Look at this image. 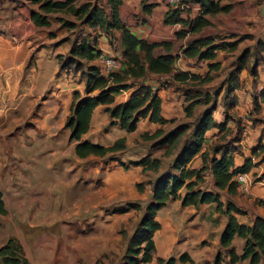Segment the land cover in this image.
Wrapping results in <instances>:
<instances>
[{"label": "crops", "instance_id": "obj_1", "mask_svg": "<svg viewBox=\"0 0 264 264\" xmlns=\"http://www.w3.org/2000/svg\"><path fill=\"white\" fill-rule=\"evenodd\" d=\"M146 3L153 4L152 9L148 13H145L143 10V0H124L120 12L123 24L135 36L149 43H168V48L160 46L156 53H170L180 56L175 65V73L185 71L204 76L205 71H209L211 61L187 58L183 55V48L192 39V36L178 38L177 32L182 28L181 25L164 23V17L169 10L168 2L165 0H146ZM181 17L185 20H193L197 17V14L194 10L187 9L181 13ZM30 23H32V28L33 26L36 27L31 18L29 20ZM7 26L9 33H5L7 39L14 42L13 39L16 38L12 50L9 51L8 48V52L2 53L0 51V194L5 202L6 210L10 209L9 200L19 203L24 199L27 191L32 192L38 189L36 188V182H32L34 176L30 171V169L33 170L35 168L36 163L31 165L29 169L30 175L25 171L28 167L23 166L26 163H31V161L25 158V155L30 152V148H34V151L40 152V154L42 151L53 153L55 160L48 161L44 169L51 170L64 166L66 170L64 173L59 174V176L68 175V170L69 168L72 169L73 165L71 163L68 164L69 162L63 158L68 154L73 155L75 153L77 142L71 140V131L64 126L67 116L71 113L74 93L79 92L82 97L98 94V91L87 92V81L83 77L81 78L79 74L68 73L66 70L60 68L59 56L63 55L66 49L70 48L72 50V46L71 44L69 47L68 45H62L63 43H60L61 39L57 33L55 35H47V38H43L41 33L35 34L30 30L14 32L13 35H10V29L12 30L13 28L15 30V27L11 26L12 28H10L9 21H7ZM204 30L198 36H209L204 34ZM116 33L115 38L112 39L110 35L102 32L98 39L100 47L97 48L98 50H102V54L116 55L122 61L123 58L121 56L123 57L124 48L119 32ZM218 39L217 36L216 43H223L222 41L224 40ZM230 39L233 38L231 37ZM41 41H43V44ZM64 41L67 40H63L62 42ZM231 42H234V40H231ZM74 43L75 41H73L72 45ZM226 48L227 46L225 45L223 49ZM23 49L24 57L20 60L18 59L19 53ZM219 51L214 62H220L221 64ZM12 56L14 57L13 63L7 62ZM96 59L93 61V64L96 63ZM121 61L117 70L124 67ZM202 62L208 67L207 70H205ZM98 66L101 74L105 75L101 65ZM220 70H222V66L219 70L213 71V75ZM163 77L168 79L166 82H171L172 76L157 74H151L146 79H130L128 82L133 85L116 93L113 103L110 105L101 104L94 109L90 129L83 135L82 139L103 146H112L116 140L125 138L127 148L124 151L116 153L127 154L129 156L128 159L133 162L139 161L147 155L154 156L152 151L141 156L128 154H130L129 149L137 140H141L140 138L143 134H153L159 129L166 130V127L172 124L162 125L152 122L149 117H146L138 122L135 131L128 132L121 128L119 124L109 127L115 119L106 111V108L126 102L140 85H146L150 86L161 98L162 115L164 118L176 121L183 120L186 117L185 107L187 105L185 90L183 89L180 92L182 84L177 81H172L174 82L173 84L160 85L159 79ZM240 79L241 87L235 91L238 97V104L232 110L233 117L228 122V127L234 129L235 132L237 131L238 120H241L242 125L245 126L244 135L240 142L242 152L235 154L234 162L235 166H241L246 158L253 157L255 166L248 173L252 181L245 188L239 186L238 192L234 195H230L227 191L223 190L220 192L224 203L232 201L241 210L240 213H235L238 221L242 224L253 225L257 217H264V205L262 204L264 202V149L258 150V154L253 155L255 146L260 142L264 145V97L260 95L264 88V63L258 67L257 76H253L248 70H244L241 73ZM223 88L225 89V85H223ZM257 101L261 105L260 109L256 106ZM217 108L213 117L217 122H222L225 119V107L220 108L217 104ZM23 123L30 128L13 127V125L17 126ZM219 136L218 128L209 130L206 133V142L202 152ZM142 150L140 148L136 152L141 153ZM176 153L171 154L169 158H174ZM90 157H93V155L87 158ZM158 158L163 159L164 157L160 156ZM202 165L203 160L200 153L189 164L191 168H200ZM136 166L141 167L140 165ZM204 178V186L201 189L218 190L214 185L213 174L210 170H207ZM63 181L65 180L58 181V184L65 189L66 184ZM52 190L49 189V191ZM180 190L179 192L183 196L186 188L183 187ZM172 201L173 199L168 201L167 205L157 214V220L160 222L161 228L154 236L156 251L152 261L145 264H163L159 262L160 258H168L172 252L178 250L181 251V255L187 253L196 264H207L202 258L203 255L212 257V255H218L219 252L224 251L226 253V257H223L225 264H231L227 249L221 246V235L227 226L228 217L218 212L216 204L205 203L198 207L194 205L183 206L182 199L179 197L176 201L177 203L173 206V209L177 207V209L175 208L176 211L170 214L169 210H165L170 206V202ZM11 209H16L18 213H22V209L19 211L18 207H12ZM18 213L16 214L17 216H19ZM189 214H191L190 217L188 216ZM2 219H4V216L0 214V220ZM191 220L193 221L190 224ZM56 221L57 219L54 222ZM179 221H186L185 227L182 228L180 226L179 228L178 226L176 228L175 223ZM43 223L51 225L52 222L48 220ZM69 223L67 228L70 234L75 233L72 227L73 221ZM192 226L197 227L198 231L191 233L189 228ZM178 233H181L180 236ZM15 235L24 240L21 236H18V233H9V235L4 237L0 235V246ZM184 235L187 239L182 238ZM74 239L77 246L74 244L73 251L75 249L84 251L85 246L91 248L89 243L86 244L83 241L81 242L82 245H79L81 239L77 238V236ZM206 241H208V244L205 243ZM232 246L235 248L237 254L241 255L244 250L245 239L238 235L235 236ZM89 248L86 249L89 250ZM97 251L98 254L96 253V255L99 256L102 252L98 248ZM199 254L202 256H199ZM83 255L84 252H82L81 256ZM59 262L60 264H64L58 260L57 263ZM179 262L180 264H191L189 261L182 262L180 257L176 260L175 264ZM241 264H249V260H243Z\"/></svg>", "mask_w": 264, "mask_h": 264}, {"label": "trees", "instance_id": "obj_2", "mask_svg": "<svg viewBox=\"0 0 264 264\" xmlns=\"http://www.w3.org/2000/svg\"><path fill=\"white\" fill-rule=\"evenodd\" d=\"M192 1L202 6L203 12L199 16L193 20H185L181 17L183 11L169 7L164 17V23L181 25L182 28L177 32L178 38L192 36L182 52L187 58L211 61L209 71L205 76L185 71L175 73V65L180 56L170 53H156L160 46L168 48V43H149L135 36L121 19L120 12L124 0H106L103 5L91 1L76 4L75 0H31L32 3L38 5V9H34L30 14L33 23L38 27L51 26L52 16L55 13L63 12L83 20V23L91 29L102 30L111 37L114 35L115 38V32L120 34L124 48L122 60L124 67L115 70L109 76L102 75L99 66L91 63L95 58L102 55V50L97 48L98 37L102 31H99L100 35L97 34V36L82 37L81 40L75 41L72 46L71 54L73 56L83 58L91 63L85 73L87 92L98 91L97 95L87 97H82L79 92L74 93L66 127L71 131V140L77 142L75 153L79 158H87L92 155L104 157L108 154L124 151L127 148L125 138L116 140L112 146H103L83 140L82 137L90 129L94 109L101 104L110 105L113 103L116 93L133 85L128 82L130 79H146L151 74H157L172 76L171 82H169L171 84L177 81L181 84L196 82L199 83L198 85H206L213 80L211 72L217 71L221 67L220 62H214L218 51L225 48V45L233 48L236 43L218 44L216 43L217 36L198 35L205 28L213 25L212 16L221 12H229L232 9V4L222 5L221 0ZM152 7L153 4H147L146 0H143L145 13L150 12ZM56 19L63 27L72 29L76 26V22L64 17H57ZM259 45L262 46L260 50L264 55V42H257V46ZM251 56L252 50L245 49L234 62L226 77L223 84L226 86L225 119L222 122H217L213 117L217 110V94L207 92L205 89L196 91L186 89L185 91L186 102L188 103L185 107L186 117H193L197 106L201 104L210 105L196 118L193 124L188 122L176 123V120L164 118L161 98L150 86L146 85H140L126 102L106 108V111L115 119L112 124H119L128 132L135 131L138 122L146 117H149L152 122L162 125L176 123L169 131L159 129L153 134L145 133L142 135L147 140L158 139L154 146H167L166 156L177 153L172 166L163 171L161 176L153 182L152 201L148 204L142 220L132 235L126 254L120 264H145L152 261L156 251L154 235L161 228L157 214L167 205L168 201L179 196L178 192L183 187L186 188L185 194L180 196L183 206L194 205L198 207L205 203H215L218 212L228 217L227 226L221 235V246L227 249L231 264H241V261L246 259L249 260V264H261L264 260V217H257L253 225L240 223L235 213H240L241 210L232 201L224 203L220 192L223 190L230 195L236 194L239 188L236 179L238 174H248L255 166L253 157L246 158L241 166H235L234 156L242 152L240 142L244 135L245 126L242 125L241 120H238L236 132L228 127V122L233 117L232 110L238 104L235 91L241 87V73L248 70L253 76H257L258 67L264 63V58L261 59L256 56L254 63L249 65ZM71 62L73 59L63 62L61 69L69 70ZM260 95L264 97V88ZM256 106L258 109L261 107L258 101ZM213 128L219 129L220 136L202 152L206 142V133ZM263 149L264 145L260 142L254 147L253 155H257L258 150ZM199 153L203 165L200 168H191L189 164ZM132 163L142 166L145 171H159L162 167V159L153 158L151 155ZM207 170L213 174L214 185L218 190L211 191L200 188V185L205 181L204 176ZM139 187L141 190L144 189L141 184ZM262 204L264 205V202ZM130 208H139V204L130 203L128 207L120 210L125 212ZM0 213L6 214L1 194ZM237 235L245 239V246L241 255L237 254L232 246V241ZM159 260L164 262L162 258ZM180 260L196 264L187 253L181 255ZM175 263L176 259L170 258L165 264ZM0 264L33 263L30 261L20 238L12 236L0 246ZM214 264H225L222 252L218 253Z\"/></svg>", "mask_w": 264, "mask_h": 264}, {"label": "rangeland", "instance_id": "obj_3", "mask_svg": "<svg viewBox=\"0 0 264 264\" xmlns=\"http://www.w3.org/2000/svg\"><path fill=\"white\" fill-rule=\"evenodd\" d=\"M86 1L103 5L106 0H75V3L81 4ZM263 2L264 0H221L222 5L232 4V9L229 12H221L212 16L214 23L204 30V34L218 36L219 39L224 40L222 41L223 44H227L231 40H234L236 44L233 48L227 46L226 49L219 51L222 70L216 72L215 75H213V71L211 72V75L214 76L212 82L206 85H198L199 83L196 82L182 84L180 92L183 89L185 91L186 89H192L193 91L205 89L207 92L217 94L218 107L224 108L226 86L225 89H222V86L237 58L245 49L252 50L249 65L254 63L256 56L261 59L264 58L262 50H260L262 46H257V42H264V23L261 16ZM34 9H38V5L32 3L31 0H0V51L2 53L7 51L8 48L9 51L12 50L16 38L13 39L14 42L7 39L5 34L8 33L7 21H9L10 28L15 27V30L10 29V35H13L14 32L30 30L35 34L41 33L43 38H47V35L57 33L61 39L60 43L68 45V47L70 44L73 46V41L81 40L86 35L97 36L99 31H102L91 29L83 23V20L63 12L55 13L52 16L51 26L42 28L33 26L32 28V23L29 24V20ZM57 17H64L76 22V26L72 29L63 27L56 19ZM112 37L114 39V35ZM231 37L233 39H230ZM63 40L67 41L62 42ZM41 43L43 44V41ZM99 44L98 41L97 47H100ZM71 51L70 48L66 49L63 55L59 56V64L61 66L68 59H73L69 70L66 71L79 74L81 78L85 79L88 66L94 62L88 63L83 58L75 57L71 54ZM102 56L97 57L95 64L104 67ZM23 57L24 49L19 53L18 59L21 60ZM121 58L123 57L121 56ZM12 61H14L13 56L7 62L13 63ZM120 61L119 58L118 66L113 67L115 70L119 67ZM202 64L207 70L206 64L204 62ZM207 72L205 71L203 75L205 76ZM166 80L168 79L165 77L159 79L160 85H166ZM209 106L203 104L197 106L193 117H185L181 121H176V123L188 122L193 124L196 118ZM69 116H67V120ZM175 124L168 125L166 131H169ZM110 126L112 127L113 124H110ZM13 127L30 128L24 123L17 126L13 125ZM64 127H66V124ZM140 139L129 149L130 154L128 155L141 156L152 151L154 153L153 158L164 157L162 159L164 162H162L159 171H145L142 166L137 167L134 165L133 161L128 159L129 156L123 153H115L104 157L93 155V157L86 159L79 158L74 153L63 158L69 162L68 164L71 163L73 168H69L68 175L59 176V174L65 172L64 166L51 170L44 169L48 161L55 160L53 153L42 151L40 154V152L34 151V148H30V152L25 155V158L31 163L23 165L28 167L26 170L23 169L28 172V175L31 172L33 173L32 182H36V188L38 189L32 192L27 191L24 199L19 203L13 200L8 201L10 209L6 210V214L0 213L4 216V219L0 220L1 237L9 235V233H18V236L24 239L20 240L24 244L27 255L33 264H60V262L57 263L58 260L64 264H120L126 254L132 235L142 220L148 204L152 201L153 182L161 176L163 171L168 170L174 161V158L165 155L167 146H154L158 139L147 140L143 137ZM140 148L143 149L142 152L137 153L136 150ZM33 163H36L35 171L30 169ZM62 180H65L63 181L66 184L65 189L58 184V181ZM251 181L249 178V183ZM139 184L143 186V190H141ZM202 186L204 185L201 184L200 188ZM49 189L53 190L49 191ZM179 194L181 196V192H178ZM180 196L175 197L165 211L169 210L170 214H173L176 211L175 208L177 209V207L173 209V206H175ZM130 203H138L139 208H130L125 212H121L120 209L128 207ZM12 207H18L19 211L22 209V213H18L16 209H11ZM17 213L19 216L16 215ZM190 215L188 216L190 217ZM188 216L186 217L189 218ZM56 219L57 221L54 222ZM48 220L53 224L45 225L46 223H43ZM71 221H73L72 227L75 230V233L72 234L67 228ZM192 221L189 223L191 224ZM182 222L175 223L176 228L178 226L179 228L180 226L185 227L186 221ZM189 231L195 233L198 228L192 226ZM178 234L180 236L181 233ZM76 236L81 239L79 245H82L81 242L83 241L86 244L89 243L91 248L85 246L84 251L80 249L73 251L72 248L74 244L76 245L74 239ZM182 238L187 239L185 235ZM205 243L208 244V241ZM86 248H89V250ZM97 248L102 252L99 256L96 255V253L98 254ZM82 252H84L83 256H81ZM180 255V250L172 252L170 257L163 259V264L170 258L177 260ZM199 256L202 255L199 254ZM216 256L217 254L212 255V257L203 255L202 258L207 264H213ZM222 257H226L224 251ZM159 262L162 263L160 260ZM177 264H180V262ZM261 264H264V260Z\"/></svg>", "mask_w": 264, "mask_h": 264}, {"label": "built area", "instance_id": "obj_4", "mask_svg": "<svg viewBox=\"0 0 264 264\" xmlns=\"http://www.w3.org/2000/svg\"><path fill=\"white\" fill-rule=\"evenodd\" d=\"M168 2L169 7L179 9L185 12L187 9H192L196 12L197 16H199L202 12V6L200 4L194 3L192 0H166ZM102 56V55H101ZM102 60L104 63V67H102V71L105 76H109L112 72L115 71V67L119 64V57L116 55H103ZM114 67V68H113ZM249 174L241 173L236 177L237 182L240 187L245 188L247 184H249Z\"/></svg>", "mask_w": 264, "mask_h": 264}, {"label": "water", "instance_id": "obj_5", "mask_svg": "<svg viewBox=\"0 0 264 264\" xmlns=\"http://www.w3.org/2000/svg\"><path fill=\"white\" fill-rule=\"evenodd\" d=\"M261 16L263 18V23H264V2H263V5L261 7Z\"/></svg>", "mask_w": 264, "mask_h": 264}]
</instances>
